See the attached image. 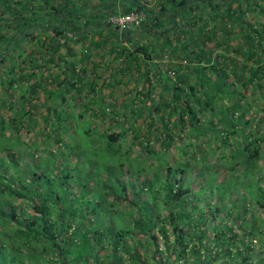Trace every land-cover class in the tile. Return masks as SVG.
<instances>
[{"label": "trees", "instance_id": "1", "mask_svg": "<svg viewBox=\"0 0 264 264\" xmlns=\"http://www.w3.org/2000/svg\"><path fill=\"white\" fill-rule=\"evenodd\" d=\"M152 2L148 6V0H0V101L15 94L19 104L13 106L18 109H23L25 102L39 98L42 104L49 102L40 120L31 109L8 120L0 114V141H3L0 151L13 150L9 167L13 172L10 177L16 181L13 186L0 173V198L8 189L16 196L26 197L39 215L29 221H18L10 212L2 211L6 202L0 199V219L8 215L6 218L15 222L11 242L22 239L27 243L33 239L30 246L35 249L38 238L42 237L48 241L47 249H53L59 264H144L139 251L124 242V228L110 232L87 226L67 234L64 226L66 218H75L83 209L80 203H73L77 194H69L61 185L72 178L79 189L83 185L92 191L89 167L101 168L107 162L102 167L107 172L113 164L122 165L121 157L115 163L111 156L118 155L117 146L127 138L146 155L159 159L158 155L164 153L173 162V166L164 168V215L155 217L152 204L135 205L138 193L137 199H128L137 212L133 220L135 228L148 234L151 228L157 229L166 245V226L170 231V247H166L164 258L161 256L153 264H212L222 257L226 258L225 264L232 263V259L237 264H264V245L255 247L251 238L248 244L231 248L238 232L226 221L213 227L210 236L205 237V215L202 208L197 209L195 202L188 199L191 191L182 181L183 173L191 168L190 159L204 165L208 156L214 155L221 164H240L245 170H252L263 157L264 134L260 137L257 133L264 123H254V129L253 120L246 116L249 113L253 118L254 105L264 103V0ZM135 10L145 15L135 28L143 37H133L134 28L120 31L108 22L112 15ZM108 71L110 79L104 76ZM119 84H132L124 90L125 101L108 102L114 100L112 88H119ZM84 91L91 98L74 115L66 108L68 101L81 100ZM7 102L13 109L11 100ZM87 110L90 121L109 118L117 122L114 123L117 129L106 126L97 132L98 137L90 135L91 129L72 121L74 117L82 118ZM48 122L49 130L45 131ZM137 122L140 123L135 128ZM22 129L25 135L36 131L58 153L66 148L73 156H82L80 152L85 156L83 147L102 143L107 155L99 158L102 152L97 153L98 147L91 146L97 156L87 162L84 173L76 161L71 168L68 164L61 165L62 173L57 177H49L38 168L42 165L37 164L32 168L26 163L19 171V158L15 154L21 155L17 147L25 143V135L15 137ZM6 131L7 136L2 140ZM150 135L153 145L148 142ZM82 137L87 139L84 144ZM139 137L147 139L146 142L142 144ZM178 148L189 149V158H179ZM53 157L49 159L50 166L53 165L51 174L60 165ZM92 173L96 179L100 175L97 170ZM175 175L179 178H174ZM55 184L62 194L52 192ZM39 186L45 190L41 192ZM228 188L214 185L206 190L209 193L215 189L223 195ZM147 189L139 186L141 194ZM124 190L122 187L119 193ZM206 190L202 188L203 192ZM255 195V201L264 207V189L259 187ZM205 204L210 217H215L218 205L211 206L209 200ZM51 205L56 206V217L49 222L46 217ZM36 219L38 223L34 225ZM234 223L240 226L237 220ZM53 228L62 238L60 243L54 240ZM253 231L251 227L249 235ZM150 237L156 246L154 251H158L156 238ZM103 240L111 244L105 260L99 257L97 249ZM219 245L221 250L217 248ZM8 247L17 254V246L18 250L13 244ZM1 248L7 246L0 244V264H21L15 262L19 254L5 255Z\"/></svg>", "mask_w": 264, "mask_h": 264}, {"label": "rangeland", "instance_id": "2", "mask_svg": "<svg viewBox=\"0 0 264 264\" xmlns=\"http://www.w3.org/2000/svg\"><path fill=\"white\" fill-rule=\"evenodd\" d=\"M152 1L153 0H148L147 5L152 6ZM131 32H134L132 35L133 37H143L138 32V29L131 30ZM108 73L109 71L106 72L104 76L110 79V75L108 77ZM131 86L132 84H128L127 86L119 84V88H112L114 92V100H110L108 102L114 104L123 103L126 99L124 90L125 88H131ZM82 96L83 97L81 100L68 101V106L64 104L66 108L69 107V109L72 110L74 115L78 111L82 110V103L89 102L88 99L91 98L90 94L85 91L82 93ZM115 97H117V99H115ZM9 100H11L12 106L14 104L16 105L17 95L13 94V96H10L8 99L0 101V114L2 115L4 120H8L14 114H22L25 110L29 109L36 112L35 115L40 120L44 117V108H46L49 103L47 101L46 103L42 104L41 98H39L31 101V103L25 102L23 109L15 108V105L13 106V109H11V107L7 106V101ZM248 102H250L249 98ZM254 107L253 108L255 109V116H253L252 118V116H249V113H247L246 117H250L253 120L251 122L252 128L256 129L254 123H261V121L262 123H264V103L260 101L259 103H256ZM63 109L64 106H61V110ZM104 110L107 113V110H109V108L107 107ZM89 117H91L90 110H87L83 112L82 118L78 119L77 117H74L72 121L77 122L83 128L88 127L89 129H91L90 135L95 137H98L97 132L102 130V128H106V126H111L110 128L113 130L117 129V125L114 124L117 122H113L112 119L105 118L104 121L102 120L101 122L97 118H91L90 121ZM114 119L117 120L118 118ZM40 123L41 122L39 121V124ZM139 123H136L135 128H138ZM262 126H264V124L258 127L259 129L257 134L260 137H262V135L264 134V127ZM48 128L49 122L45 131H48ZM143 129L144 128L141 125V132ZM25 133V129H22L21 133L18 134V136L15 138H19L20 136L23 137ZM128 134L129 136L131 135L130 132ZM152 134L153 133H151V135ZM151 135L147 138L149 140L148 142L153 145ZM6 136L7 131L3 133L2 140H5ZM139 139L141 138L139 137ZM40 140L42 139L39 138L38 133L33 130L25 135V143L17 147L18 150H21V155L19 156L18 154H15V156L19 158V160L17 161L18 166H20L19 171L23 169V166L26 163L29 164V166L31 165L32 168H34L37 164V166L42 165V167L38 168H41L42 171H45L49 177H57L62 173L60 168L61 165L68 164V167L71 168L73 162L76 161L79 170L84 173L87 170L85 167L87 162L94 160L92 156H97L96 154H93V148H90L94 144H92L91 146H86L85 148L83 147V152H85L87 155L83 156L82 152H80L82 156H73L66 148L58 153L56 147L51 144L50 141L45 142V140ZM82 140L83 141L81 142V144H84L87 139L85 140L82 137ZM141 140L142 144H144L147 139L143 138ZM1 145H3V141L1 142ZM154 145L157 144L155 143ZM101 146L102 143H96L94 145V147H98L97 153L100 151L102 152V154L98 155L99 158L102 156L105 157L107 155V151L104 148V145L102 147ZM117 148V154L119 156L115 155L111 157L115 163H117L118 158L121 157V160L124 161L122 165L116 166L113 164L112 168H109L110 172H105V170L102 169V167H106L108 165L107 162L101 164V168L96 165L95 167H89L91 168L90 170L92 172L93 170H97L100 172V175L97 179L95 174H93L92 172L89 174L90 179L88 180L93 182L92 186L94 187L92 191H89L88 186L83 185H81V188L79 189L72 178L69 179L67 183L61 185L65 187L66 190H68L69 194H77V197L75 198V201L73 203L74 205H78L77 203H80V208L83 209L81 214L75 216V218H66L64 226H67V234L72 232V230L75 228H78L80 229V231H82L86 229L87 226L93 228L96 227L97 229H99V231L110 230V232L115 231V229L117 228H124L126 230L123 236L125 238H123L124 242L126 241L131 249H136L139 251L140 260L145 261L144 264H153V261L160 258L161 256H163L164 258L166 247H170V231L168 229V226H166V233L168 234L166 245L165 243H163V238L161 237V234L157 231V229L151 228L148 234L147 231L135 228L133 226V220L136 218L137 212L132 206L131 201L129 200H135L138 198V200L134 202L135 205L140 202L152 204L154 208L153 214L155 217L156 215H164L166 211V206H164V204L162 203V195L164 191L162 182L165 176L164 168L166 165L173 166V162L170 160L169 155L167 156L164 153H160L158 155L159 159H156L155 157H153V155H146L140 150L141 147L136 144H130L129 139L127 138L121 140ZM172 148L173 147L171 146V149ZM180 150L181 149L178 148L176 151V155L179 158H189V149H183V151L181 150L182 152ZM11 152H13L12 149L8 151H0V173L7 179L9 178L11 181L10 184L15 186L16 181H14V178L10 177L11 173H13L12 169L9 167L11 161ZM261 152L263 154V157L257 160L255 169L252 170H245V168L241 167L240 164L239 166H229V163L221 164L220 161H218L214 157V155L208 156L207 163L204 162V165H201L199 160H189L188 166H191V168L183 173L182 181L184 186H188L190 188L191 192H189L187 195L188 199L195 202L194 205L197 209L202 208L200 210H202L205 215V218L203 219L205 222L204 226L206 227L205 237L210 236L213 227L220 226V223L222 221H226L228 225H234L231 228L235 233L238 232L236 239L232 242V249L235 248V245L244 246L245 244H248L250 242V238L251 244H253L255 247L256 245H264V207H261L255 201V197L257 196L255 194H258V188L261 187L264 189V179H262V177L264 176V149H262ZM53 155H55V157H53ZM51 156L60 163V165L53 170V174L50 173V168H52L53 166H50L49 164V159ZM84 168L86 170H83ZM91 176H93V178H91ZM178 176L179 175H175L174 178H179ZM140 185H143L144 189L148 188L147 190H145L144 194H141V192L139 191ZM214 185L218 187L220 186L230 188H228L227 192L223 195L219 194L218 192L216 193L215 189L214 191H210L208 193L206 188H213ZM122 187L125 188V190L119 193ZM202 188L206 191L203 192ZM43 189V186H39V190L41 192L43 191ZM52 192H56L58 194L63 193V191L59 189V186H57L56 184L53 185ZM136 194L137 198H135ZM48 195L50 197H53L52 193H48ZM0 199L6 202V204L2 206V211L7 212L8 214L10 212V214H13V216L17 218L18 221L22 220L24 222L26 220H32L33 217H39L36 211H34V209L32 208V203L29 202L26 197L16 196L7 189L3 192V197H1ZM208 200L211 206L218 205L219 207L218 212L215 213V217H210V214H208V212L206 211L207 208L205 203ZM55 207L56 206L52 205L50 207V213L46 217L49 222L55 220ZM83 207H86V209H84ZM7 216L8 215L0 219V244H4L7 246V249L1 248L2 252L5 255L17 256L19 254L17 261L15 262L21 264H59L58 259H56V256L53 255V249H47L48 241H46L42 237L38 238L35 249L34 246H30V244L33 243V239L27 240V243L23 242V240L20 239V244L19 242H11L10 239L13 235V233H11L12 228L14 230L16 228L14 227V220L6 218ZM224 218L225 220H222ZM235 220H237L240 226H237V224L234 223ZM37 223L38 222L36 219L34 225ZM251 227L252 229H254V231L252 235H249L248 230ZM53 231H55L54 240L57 243H60L62 238L57 234V230H54L53 228ZM150 236L156 238L155 241L158 251H154V249H156V246L154 245L155 243L154 241H152V238ZM15 239L16 238L14 237L13 240L15 241ZM138 243L140 245H138ZM11 244L19 248L18 250V248L16 247V250H18L16 251L17 254L14 253L15 250H12L13 252L9 250L8 246H10ZM217 248L221 250V245H219ZM97 249L99 257H101V259H104V256L111 250V244L108 243L107 240H103ZM28 251H30V253H28ZM230 251L231 253L233 252L232 250ZM123 260L126 261V257H124V255ZM224 261H226V258L222 257L214 260L212 264H225ZM229 264L237 263L234 259H232V263L230 262Z\"/></svg>", "mask_w": 264, "mask_h": 264}, {"label": "built area", "instance_id": "3", "mask_svg": "<svg viewBox=\"0 0 264 264\" xmlns=\"http://www.w3.org/2000/svg\"><path fill=\"white\" fill-rule=\"evenodd\" d=\"M145 17L142 11H131L122 15H112L108 17V22L120 31L138 28Z\"/></svg>", "mask_w": 264, "mask_h": 264}, {"label": "crops", "instance_id": "4", "mask_svg": "<svg viewBox=\"0 0 264 264\" xmlns=\"http://www.w3.org/2000/svg\"><path fill=\"white\" fill-rule=\"evenodd\" d=\"M74 162H75V161H74ZM74 162H73V163H74ZM43 187H44V186H43ZM44 190H45V187H44L43 191H44Z\"/></svg>", "mask_w": 264, "mask_h": 264}]
</instances>
